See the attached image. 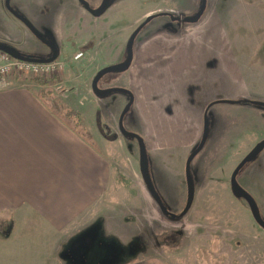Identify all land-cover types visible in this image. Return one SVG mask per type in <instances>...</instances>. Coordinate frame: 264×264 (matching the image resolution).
Wrapping results in <instances>:
<instances>
[{
	"label": "rangeland",
	"instance_id": "374dc122",
	"mask_svg": "<svg viewBox=\"0 0 264 264\" xmlns=\"http://www.w3.org/2000/svg\"><path fill=\"white\" fill-rule=\"evenodd\" d=\"M86 1L92 8L102 2ZM71 2L78 7L76 12L69 6ZM10 5L44 38L54 37L60 47L62 72L53 83L35 86L36 91L83 138L94 143L109 162L110 185L97 212L98 216L103 214V219L99 218L94 225L97 232L103 227L108 231L102 244L108 258L122 260L121 264H264V229L254 220L246 201L236 198L231 190L233 171L264 140V107L246 102L208 104L212 106L208 111L207 141L191 163L194 201L185 216L172 218L162 213L145 185L136 139L124 136L119 129V119L130 96L114 91L98 97L92 87L101 69L125 59L130 37L149 15L191 16L200 9L201 0H109L106 11L99 16L85 10L78 0H11ZM260 9L236 14L244 19L253 15L254 20L264 22V7ZM212 16L217 18L216 6H210L209 18ZM34 17L40 20L39 24ZM195 24L172 22L168 16L152 19L136 37L131 67L122 73L104 75L99 84L102 89L131 91L135 103L123 124L128 131L145 138L152 181L163 203L175 214L185 207V165L195 149L192 142L200 141L203 132V119H197L196 109L202 105L201 99L208 92H215L222 100L247 95L252 101L264 102L260 99L264 96V29L258 35L261 44L253 41L250 45L253 49L249 46L243 49L246 52L242 55L254 56L252 60L242 59L235 52L236 61L230 56L223 62L226 68L223 79L221 74L218 79L210 76L202 86L192 84L200 91L198 97L187 95L188 91L192 94L187 89L191 76L188 71L184 74L187 66L181 50L188 43L187 28ZM50 30L55 35L44 33ZM156 31L165 33L159 39L146 40ZM29 37L25 25L6 9L5 0H0V44L11 45L29 56L45 55V46L36 39L30 42ZM162 50L165 56L160 55ZM80 52H86L85 57L74 60ZM234 63L240 67L241 80L232 75ZM254 69L258 70L257 75L249 74ZM210 87H214L212 91L207 90ZM169 108L173 112L171 117L167 115ZM162 125L171 132V139ZM196 126L199 130L194 137ZM168 143L170 148L164 146ZM237 180L255 199L264 219V150L245 164ZM37 236L25 237L34 238L33 244L44 245V235ZM36 238H40L38 243ZM85 238L90 239L91 235ZM83 245L92 248L100 244L94 240L89 244L86 240ZM35 254H43L45 260V251L30 255L18 251L11 264H40L43 260L34 259L31 255ZM49 259V264H55V257Z\"/></svg>",
	"mask_w": 264,
	"mask_h": 264
},
{
	"label": "crops",
	"instance_id": "0c3cea01",
	"mask_svg": "<svg viewBox=\"0 0 264 264\" xmlns=\"http://www.w3.org/2000/svg\"><path fill=\"white\" fill-rule=\"evenodd\" d=\"M69 6L75 12L78 9L72 2ZM210 6H216L217 18H209ZM260 6L264 7V0H207L206 18L187 28L185 42L188 43L181 50L185 53L187 66L184 74L188 71L191 76L187 84L192 93L188 91L189 97L200 95L192 84L202 86L210 76L218 79L220 74L223 79L226 74L223 62L230 56L236 61L235 52H239L242 59L254 58L242 55L246 52L243 49L250 47L253 41L258 40L256 44L263 42L258 35L264 29V22H258L257 16L258 21L254 20L253 15L246 19L243 15L238 18L236 13L261 10ZM230 14L233 18H227ZM34 19L39 24L40 20ZM50 32L55 35L54 31ZM163 32L156 31L146 40L159 39ZM27 39L36 42L31 34ZM176 51L175 46L174 53ZM160 55L165 56V52L162 50ZM231 69L232 75L241 80L240 67L234 63ZM257 71L254 69L249 74L257 75ZM11 84L10 87H0V264H11L18 251L29 255L45 251V260L43 254L31 255L45 262L40 261V264H49L51 257L56 258L55 264H79L80 260L86 264H121L122 260L109 259L107 250L103 248L108 235L106 227L100 232L94 229L99 218L103 219V214L98 216L97 212L110 185L108 160L51 108L50 101L36 91L35 86L40 87L38 84L23 78L13 80ZM212 88L207 90L212 91ZM208 93L201 99L202 105L196 108L197 119H203V123L204 109L208 104L222 100L218 93ZM237 99L252 101L247 95L225 98ZM187 104L191 107L190 101ZM158 112H163L161 106ZM172 113L169 108L167 115L171 117ZM161 128L167 132L164 125ZM196 130H199L198 126L193 129L194 137L198 134ZM166 135L171 139L170 131ZM199 142L193 141L192 148ZM169 145L164 146L170 148ZM40 233L44 235V245L33 244L36 243L34 238L25 237H39ZM89 235L90 239H84ZM39 239L36 238L37 243ZM86 240L89 244L94 240L100 245L85 247ZM77 253H81L80 257L75 258Z\"/></svg>",
	"mask_w": 264,
	"mask_h": 264
},
{
	"label": "water",
	"instance_id": "95a60500",
	"mask_svg": "<svg viewBox=\"0 0 264 264\" xmlns=\"http://www.w3.org/2000/svg\"><path fill=\"white\" fill-rule=\"evenodd\" d=\"M78 1L85 8V10H87L89 13H91L94 16L102 15L106 11V9L109 5V0H102L99 7L92 8L91 5L89 4V2H87L86 0H78ZM10 2H11V0H5L6 9L16 19H18L21 23H23L28 28V30L41 43L48 46L52 50L53 56L51 58H40L37 56H29V55H25V54L21 53L20 51L16 50L15 48H13L10 45H5V44H0V51L5 52L6 54L10 55L12 58H14L16 60L24 61V62H30V63L45 64V63H52L55 60H57V58H58V47H57L56 43L44 38L38 32V30L27 19H25L23 16L19 15L18 13H16L12 9ZM206 6H207V0H201V7L197 11V13H195L194 15H191V16H186L184 18H180V17L174 16V15L169 14V13H160V14L157 13V14L149 15L145 19V21L135 30V32L130 37V39L127 43L126 59L121 63L114 64V65L105 67L102 70H100L97 73V75L94 77L93 83H92L93 90H94L95 94L99 97L107 96L114 91L123 92V93H126L130 96V101L126 105L124 111L122 112V114L120 116L119 123H118L119 129L124 136L135 138L137 140L138 147H139V157H140V172H141L142 178L145 182V185H146L150 195L152 196V198L154 199V201L156 202V204L158 205V207L162 211V213H164L165 215L170 216L172 218H178V217L185 216L189 212V210L191 209L193 201H194L195 181H194V177H193L192 172H191V163H192L193 159L195 158V156L204 147V145L207 141L208 131H209L208 109L204 113V131H203V136L201 138V141H200L198 147L189 155V157L186 161V166H185V179H186V186H187L186 204H185V207L180 214H175V213H172L171 211H169L167 206L163 203V199L160 196V194L158 193V191L156 190L155 185L152 181V177L150 174L149 155H148V151H147V147H146L144 139L140 135H138L137 133L128 131L123 124V119H124L125 115L129 112V110L132 107L133 102H134V98H133L131 91H129L128 89H102L99 87L98 83H99L100 79L108 73H122V72L127 71L131 67L133 57H134V43H135L136 37L138 36L140 31L144 28V26L147 25L152 19H154L158 16H169L172 21H180L184 24H195L201 20L202 16L204 15V13L206 11ZM215 103L238 104V103H240V100H220V101H217ZM251 104L264 107V102L251 101ZM263 150H264V140H262L260 143H258L243 158L241 163L236 167V169L232 173L231 190H232L233 195L236 198H241V199L246 201V203L248 204V206L250 208V211H251V214H252L254 220L256 221V223L258 225H260L264 229V219L261 215V212H260V209H259L257 202L252 197V195L239 184V182L237 180L238 174H239L240 170L245 166V164L254 160Z\"/></svg>",
	"mask_w": 264,
	"mask_h": 264
},
{
	"label": "built area",
	"instance_id": "2783aa9c",
	"mask_svg": "<svg viewBox=\"0 0 264 264\" xmlns=\"http://www.w3.org/2000/svg\"><path fill=\"white\" fill-rule=\"evenodd\" d=\"M82 54H77L74 59L78 60ZM61 61L52 63H30L12 58L5 52L0 51V87H10L13 80L18 78L34 79L38 77L52 78L63 70Z\"/></svg>",
	"mask_w": 264,
	"mask_h": 264
},
{
	"label": "flooded vegetation",
	"instance_id": "af4514ba",
	"mask_svg": "<svg viewBox=\"0 0 264 264\" xmlns=\"http://www.w3.org/2000/svg\"><path fill=\"white\" fill-rule=\"evenodd\" d=\"M100 6V5H99ZM98 6V7H99ZM97 8V7H96ZM174 16H177V17H180L181 18V16L180 15H174ZM168 18L170 19V17L168 16ZM184 18V17H183ZM171 20V19H170ZM172 21V20H171ZM172 22H176V23H180V21H172ZM141 25V24H140ZM139 25V26H140ZM138 26V27H139ZM137 27V28H138ZM27 28V27H26ZM27 30H28V28H27ZM29 31V30H28ZM29 33L31 34V35H33L30 31H29ZM45 33V32H44ZM45 34H49L50 36H53L52 34H51V32L50 33H45ZM34 36V35H33ZM35 37V36H34ZM35 39L36 40H38L36 37H35ZM48 40V39H47ZM39 41V40H38ZM50 41H53V42H55L56 43V45H57V47H58V57H59V55H60V47L58 46V44H57V42H56V40L54 39V37H53V39H51ZM40 42V41H39ZM43 44V43H42ZM44 46H45V49L47 50V52L45 53V55H37V57H40V58H51L52 56H53V52H52V50L48 47V46H46L45 44H43ZM134 52H135V50H134ZM81 54H82V57L81 58H83L84 56H85V53L86 52H80ZM127 56V55H126ZM125 59H126V57H125ZM124 59V60H125ZM123 60V61H124ZM122 61V62H123ZM118 63H121V62H117V64ZM102 70V69H101ZM97 75V74H96ZM95 75V76H96ZM103 78V77H102ZM101 78V79H102ZM101 79H100V81H101ZM100 81H99V83H98V85L100 84ZM99 87H100V85H99ZM101 88V87H100ZM104 89V88H103ZM94 91V90H93ZM126 94V93H125ZM128 97H129V95L128 94H126ZM99 97V96H98ZM130 98V97H129ZM130 101V100H129ZM217 102V101H216ZM241 102V101H240ZM129 103V102H128ZM135 103V98H134V102H133V104ZM247 103H249V104H251V102H247ZM211 106H212V104H210V106L209 107H207L206 109H205V111L208 109V111H209V109L211 108ZM119 125V124H118ZM203 131H204V123H203ZM202 136H203V132H202ZM202 138V137H201ZM137 141V140H136ZM201 141V140H200ZM138 143V142H137ZM200 143V142H199ZM199 145V144H198ZM198 147V146H197ZM197 147H195V149L197 148ZM194 149V150H195ZM188 159V158H187ZM186 166V165H185Z\"/></svg>",
	"mask_w": 264,
	"mask_h": 264
},
{
	"label": "trees",
	"instance_id": "16d2710c",
	"mask_svg": "<svg viewBox=\"0 0 264 264\" xmlns=\"http://www.w3.org/2000/svg\"><path fill=\"white\" fill-rule=\"evenodd\" d=\"M56 78V76L55 77H52V78H44V77H38V78H34V79H32V81L33 82H35L36 84H38L39 86L40 85H48V84H50V83H53V81H54V79ZM241 102H248V101H246V100H241ZM68 114H69V116L72 114V111H70V112H68ZM72 129L76 132V133H78L80 136H81V134L72 126ZM85 139V138H84ZM86 140V139H85ZM91 146H93V147H95L96 145L94 144V143H92V142H90V141H88V140H86ZM95 148H97V147H95Z\"/></svg>",
	"mask_w": 264,
	"mask_h": 264
}]
</instances>
